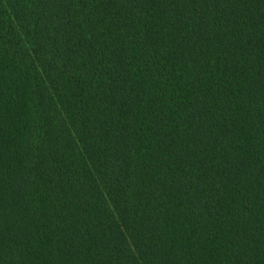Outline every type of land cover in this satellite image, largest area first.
<instances>
[{
	"label": "trees",
	"instance_id": "16d2710c",
	"mask_svg": "<svg viewBox=\"0 0 264 264\" xmlns=\"http://www.w3.org/2000/svg\"><path fill=\"white\" fill-rule=\"evenodd\" d=\"M0 264H264V0H0Z\"/></svg>",
	"mask_w": 264,
	"mask_h": 264
}]
</instances>
